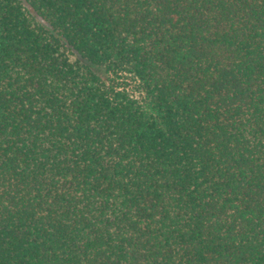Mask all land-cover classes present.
<instances>
[{
    "label": "trees",
    "instance_id": "16d2710c",
    "mask_svg": "<svg viewBox=\"0 0 264 264\" xmlns=\"http://www.w3.org/2000/svg\"><path fill=\"white\" fill-rule=\"evenodd\" d=\"M0 264H264V0H0Z\"/></svg>",
    "mask_w": 264,
    "mask_h": 264
}]
</instances>
